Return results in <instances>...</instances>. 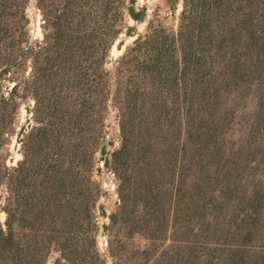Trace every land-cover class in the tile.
Masks as SVG:
<instances>
[{"label":"trees","instance_id":"1","mask_svg":"<svg viewBox=\"0 0 264 264\" xmlns=\"http://www.w3.org/2000/svg\"><path fill=\"white\" fill-rule=\"evenodd\" d=\"M136 4L0 0V264H187L191 241L251 236L256 221L241 217L259 197L234 165L261 150L226 129L264 82V0H163L169 27ZM123 33L136 38L109 69ZM104 169L116 180L109 212Z\"/></svg>","mask_w":264,"mask_h":264},{"label":"rangeland","instance_id":"2","mask_svg":"<svg viewBox=\"0 0 264 264\" xmlns=\"http://www.w3.org/2000/svg\"><path fill=\"white\" fill-rule=\"evenodd\" d=\"M143 6L148 7L147 14L149 17L151 13L156 10L155 19L161 21L166 27L175 23L173 16L163 4V0H137L136 7L142 8ZM179 10H181V5H179ZM27 13L31 19L30 34L32 39L41 40V15L34 2L29 6ZM123 23L126 28L131 27L136 34L143 33L146 26L145 23L134 22L128 16L124 18ZM121 38L124 40V46L121 50L117 49V45L114 46L115 49L114 47L112 48L111 58L107 65L109 69L112 68L113 62L122 55L125 48L132 44L136 36L126 37L123 33ZM260 97L263 106L259 104ZM261 108L264 111V82L260 86L259 93L254 90V94L251 93L246 95L239 106L232 109L231 117L228 121L229 125L226 129V139L231 141L236 147H239L244 139H251L253 149L259 148L261 150L259 154L247 158V161L245 159L246 164L244 165L241 164V162L234 165L235 162H232V165H234L237 171H240L238 168H244L241 181L244 186V194H246V197L249 198L253 196L254 191H257L259 197L257 200V205L259 206L256 212L257 214L250 212L248 215H245V217H241L243 220L252 219L256 221L255 226H249L253 227L254 230L249 239L246 240V243L237 242L234 236H229L226 240L219 238V240L204 241L203 243L191 241L188 244L190 253H193L190 258H195L196 261L194 262L192 259V261L190 260L187 264H228L225 260L229 255L236 256L235 259L237 260L236 263L232 262L231 264H264V158H260V156L264 154V120L258 121L256 116V113L259 112ZM26 117V111L22 107L19 115L20 125L25 124ZM107 141L112 142L113 147L118 145L117 126L114 121L113 112H111L108 121ZM12 150L14 159H16V156L19 154L13 147ZM9 164H13V162H9ZM235 174H237V172L232 170L228 176L235 177L237 176ZM98 177L103 182L106 191V196L102 199V202L109 212L113 209L116 201V180L114 174L107 169L102 170ZM0 220H4L1 212ZM135 243L136 245L142 246L145 244L142 241H136ZM99 246L104 252L107 247V238L100 237Z\"/></svg>","mask_w":264,"mask_h":264},{"label":"bare ground","instance_id":"3","mask_svg":"<svg viewBox=\"0 0 264 264\" xmlns=\"http://www.w3.org/2000/svg\"><path fill=\"white\" fill-rule=\"evenodd\" d=\"M114 49H115V47H114ZM120 53H121V52H120ZM19 158H20V155H17L15 161H17ZM2 217H3V219H4V217H5V215H4L3 213H2Z\"/></svg>","mask_w":264,"mask_h":264}]
</instances>
